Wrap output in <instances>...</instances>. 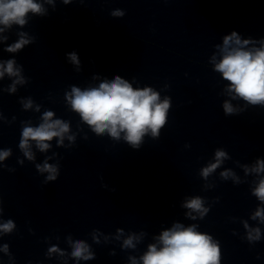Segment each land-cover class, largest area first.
I'll use <instances>...</instances> for the list:
<instances>
[{
	"label": "clouds",
	"instance_id": "obj_1",
	"mask_svg": "<svg viewBox=\"0 0 264 264\" xmlns=\"http://www.w3.org/2000/svg\"><path fill=\"white\" fill-rule=\"evenodd\" d=\"M74 2L83 4L85 0H0V34L11 29L14 25L23 29L29 22L30 16L44 17L47 13L45 5L52 6L53 10L57 3L65 6ZM114 18H122L125 12L121 9L111 11ZM18 39L7 44L9 37L0 35V45L2 51L17 54L25 46L35 42V37L26 31L16 33ZM258 45V46H257ZM218 52L210 58L213 71L219 73L224 81H227L225 91L232 100H243L246 105L264 107V38L253 39L252 37L241 38V34L233 30L230 34L223 36L222 44H216ZM66 58L76 70H81V61L76 51L66 53ZM23 66L19 65L15 58L7 60L0 59V81L5 76L9 77L11 83L7 87L0 86V93L7 92L15 94L18 86H24L29 81L23 74ZM93 79H99L93 76ZM135 79V78H133ZM165 89L168 85L164 86ZM70 91H65L66 104L70 106L69 111L78 114L80 122L87 125L96 136L101 137L107 134L113 141L123 139L132 149L139 150L144 143V138L150 136L153 140L160 137L161 130L168 122V114L172 103L169 96L161 99L159 91L151 86L133 87L128 79L116 75L114 79H103L98 86H88L83 89L76 85L70 86ZM22 110H32L41 113L42 105L37 104L31 97L21 98ZM243 109L234 107L229 100L223 102V112L225 116L239 114ZM3 113L0 112V120H3ZM15 120V117H13ZM40 122L33 126L31 120L21 122V135L19 140V150L23 157L35 163L36 155L33 145L39 152L46 153L52 148L55 140L57 147H64L65 138L69 145L74 144L76 134L71 132V122L58 118L52 110L45 109L39 117ZM79 127V124L77 125ZM87 139V136H85ZM190 147V145H185ZM12 155L10 148L0 150V162L6 161ZM58 153L53 152L52 156H47L42 164L35 163V168L40 174L48 173L44 183L54 182L59 176V164H50L48 161ZM231 157L223 148L214 151V162L209 161L199 171V176L207 181L217 169H220L225 161ZM18 163L23 165L24 160L18 159ZM244 172V176H253L251 195L256 198L258 204L249 219L264 224V158H256L251 166L240 164L235 161ZM7 165L0 163V168ZM14 171V169H8ZM219 178L227 181L229 178L233 183L239 185L247 181H242L237 173L231 168H224L219 172ZM106 187V185H102ZM215 187L214 184L203 185L204 190ZM112 191H115L113 188ZM219 197L216 198L218 202ZM205 198L196 195L186 197L181 207L187 209L185 218L191 221L203 220L210 211L211 205H207ZM3 200L0 199V237L9 235L16 230V224L12 219L3 220ZM245 230V236L249 244H254L261 240L262 230L259 226H251L248 220H241ZM196 223L188 224L179 221L173 222L171 227L164 228L159 235L153 236V241L148 243L146 251L142 255H130V264H221L222 251L220 242L211 234L198 230ZM98 229L91 232L92 241L99 244ZM235 235V231L233 232ZM147 235L146 232L139 233L130 231L126 236L124 229L117 228L116 241H121L122 250L137 249V245ZM59 239V237H57ZM107 242L110 237L104 236ZM46 242L49 238H45ZM67 244L70 252L61 249L58 244H51L46 252L47 258H60L62 264H68V260H74L76 264L81 261L95 259V253L86 240L73 239L72 235L67 237ZM0 252L9 257L10 264L14 258L9 251V245H0ZM110 255H115L111 252Z\"/></svg>",
	"mask_w": 264,
	"mask_h": 264
}]
</instances>
